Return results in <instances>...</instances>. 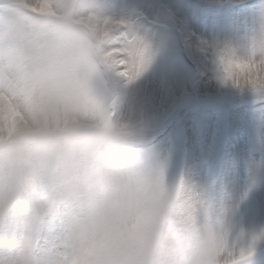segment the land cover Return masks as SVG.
Here are the masks:
<instances>
[{"label":"clouds","instance_id":"obj_1","mask_svg":"<svg viewBox=\"0 0 264 264\" xmlns=\"http://www.w3.org/2000/svg\"><path fill=\"white\" fill-rule=\"evenodd\" d=\"M111 0H0V90L33 131L0 142V264H217L195 212L120 117L123 79L94 34ZM257 35L264 14L256 20Z\"/></svg>","mask_w":264,"mask_h":264},{"label":"rangeland","instance_id":"obj_2","mask_svg":"<svg viewBox=\"0 0 264 264\" xmlns=\"http://www.w3.org/2000/svg\"><path fill=\"white\" fill-rule=\"evenodd\" d=\"M254 3L111 0L112 14L151 44L140 74L123 79L122 122L158 154L168 182L182 178L204 202L197 222L206 208L234 233L264 228V99L220 83L201 41L227 35L243 43ZM253 260L264 264V251Z\"/></svg>","mask_w":264,"mask_h":264},{"label":"snow or ice","instance_id":"obj_3","mask_svg":"<svg viewBox=\"0 0 264 264\" xmlns=\"http://www.w3.org/2000/svg\"><path fill=\"white\" fill-rule=\"evenodd\" d=\"M235 2L248 7L247 0ZM264 14V0H255L251 6L248 33L243 43L227 35L213 36L201 41L214 77L238 90L250 91L264 99V34L257 35L256 20ZM98 42L104 46L103 58L117 75L129 81L142 71L151 47L149 37L132 27L129 21L109 14L93 28ZM264 33V29H261ZM26 101L0 90V142L19 132L33 131ZM178 189L193 209L204 207V202L185 187L181 179ZM207 217V209L205 208ZM223 225V224H222ZM223 243L216 257L217 264H255L257 250L264 251V228L248 233H234L223 225ZM96 243L89 240L79 246L80 264H88L90 248Z\"/></svg>","mask_w":264,"mask_h":264}]
</instances>
